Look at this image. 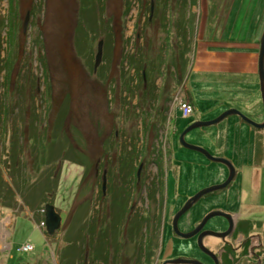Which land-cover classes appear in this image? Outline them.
Instances as JSON below:
<instances>
[{"label":"rangeland","instance_id":"obj_1","mask_svg":"<svg viewBox=\"0 0 264 264\" xmlns=\"http://www.w3.org/2000/svg\"><path fill=\"white\" fill-rule=\"evenodd\" d=\"M263 34L264 0H0V264H116L113 237L121 264L207 262L193 238L167 230L169 219L199 192L225 183L230 168L185 148L181 135L231 109L264 123ZM186 141L229 160L237 177L202 197L179 230L214 208L264 224V129L234 115ZM128 151L135 163L126 198L134 203L117 212L111 190L123 172L119 155ZM142 163L151 166L150 204L133 175ZM49 204L63 218L53 236L43 213ZM134 204L137 215L160 213L159 236L149 230L139 253L123 234ZM122 214L121 234L107 231ZM225 226L216 217L207 227ZM255 227L264 236L263 225ZM206 237L207 246L221 248V238Z\"/></svg>","mask_w":264,"mask_h":264},{"label":"flooded vegetation","instance_id":"obj_2","mask_svg":"<svg viewBox=\"0 0 264 264\" xmlns=\"http://www.w3.org/2000/svg\"><path fill=\"white\" fill-rule=\"evenodd\" d=\"M141 166H142V170H141L140 175H139V169H140ZM150 167L151 166H148V165L146 166L145 163H142L139 166V168L137 169L136 173L135 174L133 173L135 184H136V182L138 183L136 186H138L139 188H142L143 190L146 191V195H147L146 200L149 202V204L152 203L150 197H151V195L153 193V191L151 189L152 188L151 184H152L153 178H149L148 177L150 175L148 173V171L150 172ZM148 168H149V170H148ZM124 179H125L124 174L120 173V177H119L120 183L114 181L113 189L111 190V192H112L111 194L113 195V198H114V201H115V207L117 209V212H118L119 207L123 206V204L126 205V202L128 200H129V204L134 203L133 202V198L134 197L132 198V200H131V198H129V199L126 198L127 196H129V190H131V189H128V187H127L128 184L126 182V179L125 180ZM232 184L228 188H230L232 186ZM134 189H137V188H134ZM213 194L206 195L204 198H207L208 196H211ZM244 194H245V201H247L246 199H249V197H250L249 192L248 193L246 192ZM102 195H103V197H105V195H106V190H104V185H103V188H102ZM140 195H142V194H140ZM140 195H139V201L142 200L141 199L142 197ZM259 198H260L259 202H264V190L262 189V186H261V189H260ZM129 204H128L127 208L129 207ZM159 204H161V203H159ZM197 205H198V203L195 204L193 206V208H195ZM182 207L180 209H178L173 214L171 219H169L170 223H169V227L167 229V230H169V232L171 231L170 233L176 239H178V238L181 239L182 237H180L174 230V217L182 209ZM130 208H131L132 213L130 215H126L128 221L126 222V230L123 232V234H125L124 235L125 237H128L129 234H131L128 231L129 230V224H130V228L133 227L134 218H139V215H137V212H138L137 210L138 209H136L137 205L134 204L133 206H130ZM125 209H126V207H125ZM214 209L215 210H222L225 213L230 214L229 218H231V222L228 219H226L225 217H220V218H223L225 220L226 226L223 229H221V230H215L213 232L226 233V232H228L231 229L232 226H233V229H232L231 233L229 234V237L226 238V240H222V239H219V238H216V237H213V236H208V237H213V238L221 240L222 246L217 251L214 248H212L210 246H207L205 244V239L207 237H205L203 239L204 245L211 252H213L214 255H215V256H211V255L206 254L202 250H200L199 245H198V240H199L200 234H202L204 232H207V231H210V229L207 227L210 221L207 223V225L202 229V231L197 236H195L193 238L196 241L199 250L203 254H205V256L208 257V261L207 262L206 261H201V262L204 263V264H264V261L262 260L263 257H264V236L261 233H256L254 231V228H256L255 226H258V225L262 226L263 225V228H264V224L260 223L258 221L251 220L249 216H247V217L241 216L240 213L230 211V210H228V208H214ZM214 209H211L210 211H212ZM121 212L123 213V211H121ZM157 212L159 213V210ZM209 212H205V213H203L201 215V211H199V215L202 216V217L197 221V223L193 226V228H191L188 231H184L182 229V231L184 233H189L191 231H194L196 228H198L202 224L203 219L206 217V215L209 214ZM140 214L143 215V216L145 215L146 218H147V215H148V218H152L153 217V216L149 215L150 214V210H147V211L142 212ZM157 216H160V213ZM184 216H182L181 219L179 220V229L181 227L180 221L182 220V218H184ZM117 217L124 218L125 214H122V216L121 215L120 216H116V218ZM120 234H121V232H118V231L116 232V234L114 233V235H117V236L120 235ZM105 235L110 236V234L105 231V232L102 233V238L103 239L106 238ZM107 239H108V237H107ZM126 241H128V243H130V244L132 243L134 245V242L131 239V237H130L129 240L126 239ZM115 242H116V244H118V241L114 240L113 241L114 244L111 245V246H115V248L116 247L121 248V245L120 246H118V245L116 246ZM126 243L127 242H125V244ZM104 244H106V242H104ZM123 246H124V249L127 248L124 244H123ZM119 248L118 249L116 248L114 250L116 252V256H115L116 257V261H115L116 264H121V260H122V256L120 255ZM103 253L105 254V255L103 254V257H102L104 259L105 256H106V253H107L106 250H103ZM161 256H162V254H161ZM113 259H114V257H113ZM173 259L174 258L171 259L170 257L161 258L159 260V264H172V263H167V262H169V261H171ZM103 264H107V263L104 261ZM122 264H123V262H122Z\"/></svg>","mask_w":264,"mask_h":264},{"label":"water","instance_id":"obj_3","mask_svg":"<svg viewBox=\"0 0 264 264\" xmlns=\"http://www.w3.org/2000/svg\"><path fill=\"white\" fill-rule=\"evenodd\" d=\"M27 23H28V18L27 21L25 22V27L24 30H26L27 28ZM103 45L104 42L101 41L98 45V53L96 56V63H95V69L98 68V66L101 64L102 62V58H103ZM259 75H260V84H261V93H262V100H263V105H264V34L261 40V51H260V57H259ZM240 116L242 118L243 121H245L247 124H250L251 126L257 128V129H264V123L263 124H259L256 123L254 121H252L251 119H249L248 117H246L242 112H240L239 110L236 109H231L226 111L224 114H222L219 118L212 120V121H208V122H196L194 124H192L189 128H187L181 135V144L189 149V150H193V151H197V152H201L203 153L209 160L213 161V162H218V163H223L226 164L229 168H230V176L228 178V180L219 185V186H214L208 189H205L201 192H199L197 195H195L193 198H191L185 205L184 207L177 213V215L174 218V230L175 232L182 237L183 239H192L195 236H197L202 229L207 225V223L211 220L214 219L216 217H225L226 219H228L231 222V218L230 214L225 213L224 211L221 210H215L210 212L204 219L202 224L196 228L194 231L190 232V233H182L179 230V220L181 219L182 216H184L187 212H189L193 206L204 196L209 195L211 193L217 192V191H221V190H225L235 179V177L237 176V171L234 167V165L227 159L225 158H217L212 156L207 150L191 145L186 141V136L192 132L195 129H199V128H204V127H211L214 125H217L221 122H223L225 119H227L230 116ZM142 166L139 170V175L141 172ZM107 173L105 172V177H104V190H106V176ZM45 219H46V225H47V233L50 236H53L57 231H59L62 227L63 224V218L61 216L60 213L57 212V210L55 209V207L51 204L47 205L45 207ZM233 229V226L231 227V229L226 232V233H219V232H213V231H207L204 232L202 234H200L199 236V240H198V245L199 248L205 252L208 255L211 256H215L213 252H211L203 243V239L206 236H214V237H218L221 239H226V237L229 236V234L231 233ZM167 263H172V264H203L202 262L198 261V260H188V259H182V258H178L176 260L173 261H169Z\"/></svg>","mask_w":264,"mask_h":264},{"label":"trees","instance_id":"obj_4","mask_svg":"<svg viewBox=\"0 0 264 264\" xmlns=\"http://www.w3.org/2000/svg\"><path fill=\"white\" fill-rule=\"evenodd\" d=\"M132 62L134 63V61H132ZM134 153H131L130 151H128L127 153H125V155H123L122 153H120V155H119V164H118V167H116V170H117V172H119V170L121 169L123 171L121 173L124 174V176L126 178L129 175L128 171L132 168V166H134V163H135V160L132 157L134 155ZM49 181H51L50 178H49ZM126 181H127V179H126ZM51 183H53V181H51L48 185H50ZM53 186H55V183H53ZM112 204H113V207L115 208L114 198H113ZM128 204H129V200H128V202H126V206H128ZM123 205H125V204H123ZM123 223H125V218H116V216H114V218H112V221L110 222V225H109L110 230L107 227V231H111L112 234H114L116 231L121 232L120 228L123 227L122 226ZM160 225H161L160 218H157L156 214L153 215L152 218H145L143 215L140 214L139 218H134L133 227L130 228V224H129V230L128 231L131 234H129L128 240L131 237V239L134 242V245H133V246H135L134 249H137V253H139L141 251V249L143 248L142 241H143L144 235H146L145 237L148 238V231L149 230L153 229L155 231V233L157 234V236H159L158 232H160ZM105 236H106L105 239H107V237L109 239V237H110L108 235H105ZM101 237H102V235H101ZM118 239H119L118 237H113V240H115V241H118ZM99 244L101 245V240L99 241ZM106 247H108V244L106 245Z\"/></svg>","mask_w":264,"mask_h":264},{"label":"built area","instance_id":"obj_5","mask_svg":"<svg viewBox=\"0 0 264 264\" xmlns=\"http://www.w3.org/2000/svg\"><path fill=\"white\" fill-rule=\"evenodd\" d=\"M182 109L185 111V113L186 114H184V115H190V113L192 112V108L189 106V104H188V102L187 103H183L182 104ZM23 250L25 251V252H29V251H31V250H34L32 247H30L29 249H28V247L26 248V246H24L23 247Z\"/></svg>","mask_w":264,"mask_h":264},{"label":"bare ground","instance_id":"obj_6","mask_svg":"<svg viewBox=\"0 0 264 264\" xmlns=\"http://www.w3.org/2000/svg\"><path fill=\"white\" fill-rule=\"evenodd\" d=\"M228 118H229V117H228ZM225 120H226V119H225ZM140 168H141V167H140ZM139 170H140V169H139ZM141 170H142V169H141ZM235 179H236V177H235ZM235 179H234V180H235ZM233 182H234V181H233ZM233 182H232V183H233ZM232 183H231V184H232ZM231 184H230V185H231ZM230 185H229V186H230ZM229 186H228V187H229ZM228 187H227V188H228ZM227 188H226V189H227ZM227 214H228V213H227ZM185 240H187V239H185Z\"/></svg>","mask_w":264,"mask_h":264},{"label":"crops","instance_id":"obj_7","mask_svg":"<svg viewBox=\"0 0 264 264\" xmlns=\"http://www.w3.org/2000/svg\"><path fill=\"white\" fill-rule=\"evenodd\" d=\"M253 56V55H252ZM255 57V56H254ZM253 68V67H252Z\"/></svg>","mask_w":264,"mask_h":264}]
</instances>
